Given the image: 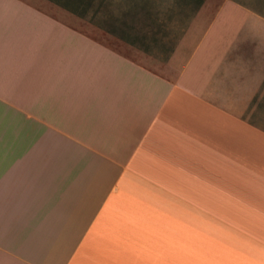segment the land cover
<instances>
[{"label":"crops","instance_id":"0c3cea01","mask_svg":"<svg viewBox=\"0 0 264 264\" xmlns=\"http://www.w3.org/2000/svg\"><path fill=\"white\" fill-rule=\"evenodd\" d=\"M0 264H264V9L0 0Z\"/></svg>","mask_w":264,"mask_h":264},{"label":"rangeland","instance_id":"374dc122","mask_svg":"<svg viewBox=\"0 0 264 264\" xmlns=\"http://www.w3.org/2000/svg\"><path fill=\"white\" fill-rule=\"evenodd\" d=\"M247 3L252 5L255 8H263L264 9V0H247Z\"/></svg>","mask_w":264,"mask_h":264}]
</instances>
